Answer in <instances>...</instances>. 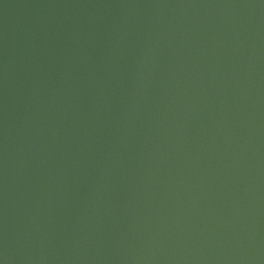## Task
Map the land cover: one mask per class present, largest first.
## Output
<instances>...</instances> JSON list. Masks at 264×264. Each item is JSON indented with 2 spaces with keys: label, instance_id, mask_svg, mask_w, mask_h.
<instances>
[{
  "label": "water",
  "instance_id": "95a60500",
  "mask_svg": "<svg viewBox=\"0 0 264 264\" xmlns=\"http://www.w3.org/2000/svg\"><path fill=\"white\" fill-rule=\"evenodd\" d=\"M0 264H264V0H0Z\"/></svg>",
  "mask_w": 264,
  "mask_h": 264
}]
</instances>
